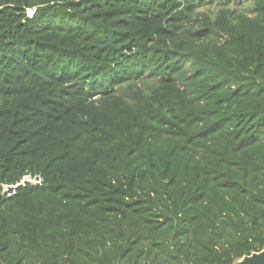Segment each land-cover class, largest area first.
<instances>
[{
    "label": "trees",
    "instance_id": "16d2710c",
    "mask_svg": "<svg viewBox=\"0 0 264 264\" xmlns=\"http://www.w3.org/2000/svg\"><path fill=\"white\" fill-rule=\"evenodd\" d=\"M263 250L264 0H0V264Z\"/></svg>",
    "mask_w": 264,
    "mask_h": 264
},
{
    "label": "water",
    "instance_id": "95a60500",
    "mask_svg": "<svg viewBox=\"0 0 264 264\" xmlns=\"http://www.w3.org/2000/svg\"><path fill=\"white\" fill-rule=\"evenodd\" d=\"M17 186L6 187L3 195H11L14 193ZM234 264H264V250L259 253H252L249 256L243 257L241 260L235 262Z\"/></svg>",
    "mask_w": 264,
    "mask_h": 264
},
{
    "label": "built area",
    "instance_id": "2783aa9c",
    "mask_svg": "<svg viewBox=\"0 0 264 264\" xmlns=\"http://www.w3.org/2000/svg\"><path fill=\"white\" fill-rule=\"evenodd\" d=\"M35 12V9L34 8H31V9H27L26 10V16L27 18H32L33 14ZM24 183H30V184H41V178L40 177H30V176H27L25 177L21 184L20 185H23ZM4 190H6V187H3Z\"/></svg>",
    "mask_w": 264,
    "mask_h": 264
},
{
    "label": "rangeland",
    "instance_id": "374dc122",
    "mask_svg": "<svg viewBox=\"0 0 264 264\" xmlns=\"http://www.w3.org/2000/svg\"><path fill=\"white\" fill-rule=\"evenodd\" d=\"M209 16H210L211 19H214L212 15L209 14ZM191 26L193 27L194 30H200V29H201V28H200L199 26H197V24H195V23L191 24ZM213 37H214V39H217V36H213Z\"/></svg>",
    "mask_w": 264,
    "mask_h": 264
}]
</instances>
